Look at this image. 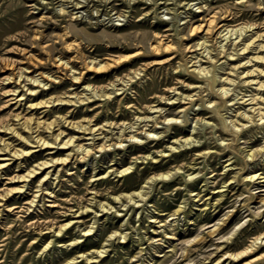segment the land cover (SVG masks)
Instances as JSON below:
<instances>
[{
    "label": "rangeland",
    "instance_id": "1",
    "mask_svg": "<svg viewBox=\"0 0 264 264\" xmlns=\"http://www.w3.org/2000/svg\"><path fill=\"white\" fill-rule=\"evenodd\" d=\"M84 5L0 0V140L10 153L26 150L1 126L24 137L16 123L34 119L43 139L62 132V141L83 145L41 149L0 170V264H264L259 244L229 257L264 236V182L247 180L264 176V63L255 59L263 55L264 0ZM240 27L241 36L225 39ZM232 123L245 128L235 132ZM31 170L23 194L3 196ZM140 189L135 202L124 196Z\"/></svg>",
    "mask_w": 264,
    "mask_h": 264
},
{
    "label": "bare ground",
    "instance_id": "2",
    "mask_svg": "<svg viewBox=\"0 0 264 264\" xmlns=\"http://www.w3.org/2000/svg\"><path fill=\"white\" fill-rule=\"evenodd\" d=\"M62 2H66V3H68V2H71V3H73V6H74V9H81V8H83V6L85 7V3H87V1H88V3H90L91 1H94V0H83V1H80V0H71V1H69V0H61ZM68 1V2H67ZM75 1V2H74ZM107 2V1H106ZM65 4V3H64ZM63 10V9H62ZM228 13V12H227ZM215 16V15H214ZM109 17V16H108ZM207 19H209V18H207ZM212 19V18H211ZM205 21V20H204ZM208 21V20H207ZM206 21V22H207ZM212 21V20H211ZM211 21H208L209 23L211 22ZM190 22V21H189ZM213 22V21H212ZM192 25V24H191ZM250 25H248V27H249ZM247 27V28H248ZM251 27V26H250ZM214 28V27H213ZM246 29V27H240V28H238V29H234V30H228L227 31V37H225V39H227V38H229L230 36H232L233 34H236V36L234 37V38H236L237 36H241V34L243 33V32H245L244 30ZM197 29L196 28H194L193 27V29L191 30L192 32L193 31H196ZM247 30V29H246ZM156 35V34H155ZM159 36V35H158ZM219 36V35H218ZM226 36V35H225ZM252 36V35H251ZM255 36V35H254ZM252 38V37H251ZM159 39H161V38H159ZM207 39V38H206ZM239 39V38H238ZM255 39V38H254ZM166 41V40H165ZM155 42V41H154ZM163 42V41H162ZM170 42V41H169ZM247 43V42H246ZM252 42H248L245 46H244V48H242V49H239V50H241V51H245L247 48H249V46H250V44H251ZM157 44V43H156ZM172 44V43H171ZM236 44V43H235ZM155 45V44H154ZM206 45V44H205ZM149 46V45H148ZM168 46V45H167ZM166 46V47H167ZM199 46V45H198ZM151 47V46H150ZM159 46H158V44H157V46H152V49L153 50H155V51H158L159 50V48H158ZM171 47V46H170ZM217 47V46H216ZM219 47V46H218ZM261 47H263V55L262 56H256L255 57V59H259L260 60V62H263L264 63V45H262ZM149 48V47H148ZM169 48V47H168ZM168 48H166V49H168ZM140 50V49H139ZM138 50V51H139ZM250 50V49H249ZM252 51V50H251ZM234 52V51H233ZM238 53V52H237ZM203 54V53H202ZM249 54V53H248ZM251 54V53H250ZM206 55V54H205ZM229 55V54H228ZM261 55V54H260ZM247 56V55H246ZM228 58V57H227ZM241 59V58H240ZM13 62V61H12ZM56 62L58 63L59 62V66L60 67H66L67 66V64H66V61L64 62V61H61V59L59 58L58 60H56ZM240 63H241V61H240ZM112 64H113V62H112ZM111 65V64H110ZM109 66V65H108ZM21 67V66H20ZM260 67V66H259ZM264 67V66H263ZM262 67V68H263ZM103 67L102 66H99V67H96V72H99L98 70H100V69H102ZM23 70V69H22ZM226 70V69H225ZM104 71V70H103ZM197 71V73L196 74H200V75H205L208 71H203V70H196ZM28 72H30V71H27V73ZM260 72V71H259ZM11 73V72H10ZM25 74V73H24ZM32 74V73H31ZM263 74V73H262ZM10 75V74H9ZM14 75V74H13ZM13 75H11L10 77H12ZM30 75V74H29ZM21 76H22V72H18L17 73V75H16V77H18V79H20L21 78ZM42 76V75H41ZM40 76V77H41ZM213 76V75H212ZM217 76V75H216ZM222 76V75H221ZM15 77V76H14ZM218 77V76H217ZM9 79V77L8 78H6V80H8ZM24 79H26L27 81H30L28 84L29 85H32V86H34L33 85V83L35 82H37V79H35V78H33L32 76H26L25 75V77L23 78V80ZM75 80H78V78H74ZM131 79V78H130ZM13 80V79H12ZM43 80H45V79H43ZM213 80V79H212ZM3 81H5V80H3ZM74 82V81H73ZM75 82H77V81H75ZM82 82V81H81ZM232 82V81H231ZM15 84V83H14ZM20 84V83H19ZM23 86H25V84H23ZM23 86H22V88H23ZM111 87H114V86H111ZM85 90L86 89H91V91H93V93H94V89L92 88V87H90L89 85H86L85 87ZM10 89V88H9ZM27 91H29L30 93H33L34 92V90H28V88H25ZM25 89H24V91H25ZM218 90H219V92H220V94H222V95H225L226 94V92H227V88H224V87H219L218 88ZM7 93H10L11 95H14V93H15V90H11V91H8ZM179 94V93H178ZM23 95H25L24 93L23 94H19L18 93V95H16V97H15V99H16V102H20V101H22L24 98H23ZM76 95V94H75ZM93 95V94H92ZM97 95H99V94H97ZM103 95L105 96V93L103 92ZM262 95V94H261ZM74 96V95H73ZM85 96V95H84ZM181 96V95H180ZM14 97V96H13ZM69 99L70 98H72V97H68ZM181 98V97H180ZM88 99V98H87ZM174 99V98H173ZM172 99V100H173ZM180 100V99H179ZM182 100V99H181ZM202 100V99H201ZM52 101V100H51ZM72 100H63V99H57L56 101H52V103L54 104V105H58V104H62V105H64V104H68V102H71ZM203 101V100H202ZM201 102V101H200ZM208 102V101H207ZM30 103V102H29ZM202 104V103H201ZM204 104V103H203ZM24 105V104H23ZM21 106V105H20ZM246 107V106H245ZM158 109V108H157ZM185 110H183V112H184ZM213 111V110H212ZM211 111V112H212ZM153 112H156V111H153ZM215 112V111H214ZM185 113V112H184ZM75 116V115H74ZM16 117V119H18V115L17 116H15ZM15 119V120H16ZM153 119V118H152ZM261 119V117L259 118V120ZM19 120V119H18ZM17 120V121H18ZM34 120V119H33ZM33 120H31V119H27V120H25V121H23V122H21V123H16V124H19V129H21L22 130V132L24 133V137H21V134L19 135L18 134V132H17V130L15 129V127L14 126H11L12 124H4V125H2L1 127L3 128V132H5L6 130H8L9 131V134H11L13 137H15V139H17V140H20L21 142H23V144H25V147L27 148L26 150H19V151H12L11 153H10V150H8L9 149V146L10 145H8L7 143H3V141L2 140H0V142L2 141V144H0L1 145V147H0V154H1V152H4V151H6L7 150V154H8V158L7 159H0L2 162L0 163V170L1 169H3V168H5L6 166H8V164H9V161L8 160H11V159H13V158H16V159H18V158H23V157H27V156H30V155H32V154H34L35 152H38L39 150H41V149H45V148H48V149H53V148H59V149H64V148H69V147H71V151L72 150H74V151H78L79 149H82V146L83 145H74L73 144V139L72 138H70V139H67L66 141L64 140V141H62L61 139H60V136H61V134H62V132H58V133H56V134H52V132H51V134H49V139L48 140H45V139H43L41 136H39L38 134H36V126H32V124H31V121H33ZM87 120V119H86ZM89 120V119H88ZM167 123H164V124H176L175 122H176V119H173V118H168V119H166L165 120ZM164 121V122H165ZM237 121V120H236ZM89 122V121H88ZM231 122V121H230ZM35 123V122H34ZM43 123V122H42ZM41 123V124H42ZM126 124V123H125ZM43 125V124H42ZM52 124H50L49 126H46V127H44V129L43 130H45V129H52L51 126ZM232 126H233V128H234V131L235 132H238V131H240L241 130V128H245L244 127V125L243 124H240V128L238 129V127L236 126V125H234L233 123H232ZM18 128V127H17ZM18 129V130H19ZM75 129V128H74ZM80 129V128H79ZM82 129V131H85V130H89L90 132H92V134H93V132H94V129H92V128H89V127H87V128H81ZM97 129V128H96ZM157 129V128H156ZM35 130V131H34ZM42 130V129H41ZM71 130V129H70ZM122 130V129H121ZM48 131V130H47ZM7 132V131H6ZM21 132V133H22ZM39 132H41V131H39ZM96 132V131H95ZM130 132V131H129ZM132 132V131H131ZM130 132V133H131ZM193 130L191 131V134H193ZM36 134L35 136H33V134ZM43 133V132H42ZM149 133H151V132H148V133H146V136L147 137H149V138H153V136L152 135H150ZM182 133V132H181ZM6 134V133H5ZM41 134V133H40ZM79 134H81V133H79ZM144 134V133H143ZM138 135H140V132L139 133H137V136L136 135H131L129 138L130 139H134L133 141H131L132 143H136V142H138V141H136V137H138ZM68 137V136H67ZM146 138V137H145ZM10 139V138H9ZM16 140V141H17ZM14 141V140H13ZM192 141V138L191 137H187V138H185L184 140H183V142H186V143H190ZM157 142V141H156ZM12 143V142H11ZM13 144V143H12ZM67 146V147H66ZM86 146V145H85ZM87 147V146H86ZM146 147V146H145ZM10 148H11V146H10ZM23 148V147H22ZM75 148V149H74ZM69 150H70V148H69ZM83 150H85L84 148H83ZM88 151V150H87ZM52 152V151H51ZM68 152V151H67ZM64 153V152H63ZM249 153V152H248ZM247 154V153H246ZM4 156V155H3ZM36 156V155H35ZM247 156H251V154L249 153V154H247ZM70 157V152H68L67 153V155H66V157L65 158H63V159H61V161L62 162H64L67 158H69ZM56 161H57V159H56ZM49 162H53V160H50ZM40 163V162H39ZM17 165H18V163H17ZM54 166V165H53ZM34 167V166H33ZM48 167V162H46V161H44V162H42V163H40L38 166H37V169H43V168H47ZM10 168V167H9ZM130 167H127V168H125V169H123V170H121L120 171V175L119 176H122V175H126V174H128L130 171ZM176 172H180V171H176ZM42 173V172H41ZM49 173V172H48ZM46 174L43 178H45L47 175H49V174ZM32 174H35V171L34 170H31V171H28L27 173H26V175H22V176H18L17 177V175H16V177H17V179H16V182H20L21 184V186L20 187H16V188H13V189H9L8 191H6V192H4V194H3V196L5 197L6 195H8V194H10V193H16V194H23L24 193V190L25 189H23L24 188V186H26V185H28L27 184V182L28 181H31V180H29L30 178H32ZM161 176H163L162 178L164 179V180H168L167 179V176L168 175H161ZM100 178H102V177H100ZM2 179V178H1ZM9 180V179H8ZM10 180H11V178H10ZM9 180V181H10ZM42 180H44V179H42ZM95 180V179H94ZM248 181H251V182H253V181H255V180H259L260 182H264V176H260V174H258V173H254V174H252L251 176H249L248 177V179H247ZM15 181V180H14ZM10 183V182H9ZM38 183H40V182H38ZM43 183V182H42ZM40 186V185H39ZM42 187V186H41ZM41 187H39V189L36 191V192H39L40 190H41ZM145 186H142L141 188H144ZM143 192L144 191H142L141 189L140 190H136V191H133L131 194H125L124 196L126 197V198H128V200L129 201H133V202H135L133 199H132V197H140V198H142L143 196ZM216 192H218V191H216ZM45 194H47V193H45ZM28 195V194H27ZM194 195V194H193ZM37 195L35 194V195H33V199L29 202V204H30V207H31V205H32V203H34V201H36V200H34V198L36 197ZM38 196H41V194H39ZM3 197V198H4ZM114 199H116V197H114ZM5 200V199H4ZM7 200V199H6ZM37 201H38V199H37ZM260 201H263L264 202V198H262ZM5 202V201H4ZM101 206V208L103 207V205H100ZM135 206H138V205H135ZM111 207H109V209H110ZM108 209V208H107ZM149 222L150 223H154L155 222V220H153V219H150L149 220ZM73 222H71V223H67L68 225L69 224H72ZM212 232H214V231H212ZM90 234V230H88V231H85L83 234H82V236H87V235H89ZM262 235V234H261ZM112 236V235H111ZM111 236H109V238L111 237ZM118 236L120 237V238H122V239H124L125 238V234H118ZM167 238H169V239H172V240H174V237L173 236H171V235H169V236H167ZM258 241V242H257ZM121 242H123V241H121ZM257 244H259L260 245V247L261 246H263L264 247V236L262 235V237L260 238H258V237H255L254 238V240L252 239V242H251V245H249L248 247H246V248H244L242 251H240L239 253H237V254H230L229 255V257H231L232 259H239V258H242V257H244V256H246L248 253H251L253 250H255L256 249V247H258V245ZM106 244H104V246H105ZM103 252H105V250L103 249V250H99V251H97V253H99V254H101L100 256H102V253ZM227 255V254H226ZM81 256H83V255H81ZM156 256H158V257H160L161 255H156ZM233 263V262H232ZM235 263V262H234Z\"/></svg>",
    "mask_w": 264,
    "mask_h": 264
}]
</instances>
